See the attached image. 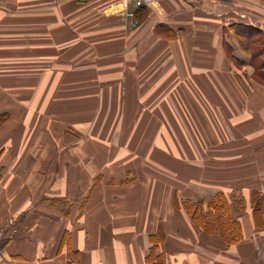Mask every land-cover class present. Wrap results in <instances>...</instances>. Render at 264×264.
I'll return each mask as SVG.
<instances>
[{
	"label": "crops",
	"instance_id": "obj_1",
	"mask_svg": "<svg viewBox=\"0 0 264 264\" xmlns=\"http://www.w3.org/2000/svg\"><path fill=\"white\" fill-rule=\"evenodd\" d=\"M19 6L0 11V57L41 65L0 62V264H264V83L247 51L264 49V0H26L41 43L21 49ZM93 26L127 29L123 56ZM144 138L156 157L138 168ZM217 197L207 231L184 205L215 214Z\"/></svg>",
	"mask_w": 264,
	"mask_h": 264
},
{
	"label": "rangeland",
	"instance_id": "obj_2",
	"mask_svg": "<svg viewBox=\"0 0 264 264\" xmlns=\"http://www.w3.org/2000/svg\"><path fill=\"white\" fill-rule=\"evenodd\" d=\"M11 1L12 0H0V11L4 10V8H9ZM25 2H26V0H18V3L20 5L19 8H21V10H19V11H22L23 14L16 15L21 22L23 20H25V23L24 24H26V26L24 27V29L20 31V35H19L20 36V49L21 48H25V47H27V48H30V47L40 48L38 43H41V42L36 43V41H34V40H37V38H39L40 35L38 33H34V30L33 29H31L29 32H28V29H27V18L29 17V15H28L29 13H28V10L25 9V7L23 6V4ZM13 7L16 8L18 6L15 3V4H13ZM15 10H17V9H15ZM19 11H15V12H19ZM3 13L6 14V12H3ZM117 16H119V17H116V20H119L123 16V12H121ZM134 19H136V18H134ZM33 20H36V19L33 18ZM0 21H5V18H0ZM135 21L133 23H135ZM100 24H102V21L100 22ZM131 27L134 28L133 26H131ZM90 28H91V30L87 32L89 34H87L85 31H83V34H85V35L87 34L88 37L93 38V39H100L101 33L103 34L104 37H107L108 34L110 33V32L109 33L108 32L103 33L101 31H100V33H98V31H97L98 28L96 26H93V27H90ZM127 32H128V30L125 29V33H124V31H118V32H112V33H110L112 35H116V38L115 39H116V41H118L117 42L118 45H116V50L113 53H116V52H120L121 51V56H123V53H124V50H123V48H124L123 40H124ZM133 32H135V30H133L132 33ZM0 34L1 35L3 34V31L1 29V27H0ZM50 45L51 46H49V44H45L44 45V48H50V47H52L55 44L52 43ZM136 45L137 46H136L135 49H139V39L138 38H137ZM128 46H130V43L129 42L127 43V52L129 51ZM132 47L134 48L135 47V44H133ZM160 47L161 46H159L158 43H155L153 45V49H155V50L159 49ZM143 49H145V47H143ZM115 55H116V59H115L114 62H116L118 64V55L117 54H115ZM0 62L5 64L3 67H8V66H10L12 64L10 67L13 66L15 68H19V73H20V75L23 76V78H27V76H28L27 75L28 74V67H35V66L41 65V60H40V58L38 56L33 55V54L29 53L28 51L27 52H23L22 49H21L20 55L18 57H15V58H12L10 56L0 57ZM121 65H122V63H121ZM149 67H151L150 64H149ZM151 68H153V67H151ZM38 73L39 72H36V76H35L36 83H38L39 85L45 84V82H43L42 80H40L41 79V76L38 75ZM3 77L5 79H11L12 77L15 78L17 76L16 75H12V73H10V72L4 71ZM138 77H140V75ZM137 81L140 82V79H138ZM61 85L63 87H65V84H61ZM58 87H59V85H58ZM0 92H1L0 93V102L3 104L2 107H6L7 104L10 105L13 100L11 98V94H10L9 97H7V94H9L11 92V87L8 86V87H4L3 89L1 87ZM19 93H21V91ZM19 93L18 94L15 93L16 94L15 95V99L16 100H19V101H22V100H20L22 98V96ZM120 100H122V99H120ZM121 103L123 104L124 101H121ZM46 108H47V106L44 109H46ZM19 109H20V111H23L24 108H23V106H20ZM21 120L22 119H19V122H21ZM14 125H16V124H14ZM137 125H138L137 122H133L131 124L132 127L134 126L132 134H134V131L136 130L135 129V126H137ZM138 129H139V127L137 128V130ZM115 134H123V132L122 133L121 132H116ZM142 140L145 143H144V145L142 147L138 146L137 149H136V152L138 154H142L143 155V157H144L145 160H142L141 162L142 163H146V164L145 165L142 164L141 166L137 165L138 168H142V167L148 166L149 164H151L153 162V159H155V157H156V148H155L154 142H153V144L150 143L148 141V138H144ZM125 141L126 142H129L130 140L129 139H126Z\"/></svg>",
	"mask_w": 264,
	"mask_h": 264
},
{
	"label": "trees",
	"instance_id": "obj_3",
	"mask_svg": "<svg viewBox=\"0 0 264 264\" xmlns=\"http://www.w3.org/2000/svg\"><path fill=\"white\" fill-rule=\"evenodd\" d=\"M249 53L253 55L255 65H256V75L257 77L264 83V59L261 58V55L264 53V49L260 47H255L252 50H247ZM255 51V53H254ZM225 202H221L220 199L217 197L216 200L212 201L209 203V208L213 209L215 211V214L211 211H209L206 215H198L196 213L193 214L192 212V207H189L187 204L184 205L185 209L187 212L192 215L193 220L197 223V225L202 226L205 228V230L210 231L209 226L210 223H212L214 226H216V223L219 225H222L223 223V217L220 215L219 211L220 209H223L225 207ZM262 213L261 211V205L260 203H257L255 205L254 209V218L255 221H257V217ZM209 217V218H208ZM209 223V225H208ZM238 226V233L232 232L228 234H223L221 233V236L224 238V240L230 244L238 242L241 238L242 235L240 233V225L237 224Z\"/></svg>",
	"mask_w": 264,
	"mask_h": 264
},
{
	"label": "built area",
	"instance_id": "obj_4",
	"mask_svg": "<svg viewBox=\"0 0 264 264\" xmlns=\"http://www.w3.org/2000/svg\"><path fill=\"white\" fill-rule=\"evenodd\" d=\"M124 7L128 8L129 6H135L136 8H142L145 6H149L163 0H121ZM185 1V0H182ZM128 16H132V12H127Z\"/></svg>",
	"mask_w": 264,
	"mask_h": 264
}]
</instances>
